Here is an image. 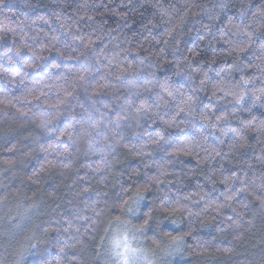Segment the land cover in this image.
<instances>
[{"label":"clouds","instance_id":"1","mask_svg":"<svg viewBox=\"0 0 264 264\" xmlns=\"http://www.w3.org/2000/svg\"><path fill=\"white\" fill-rule=\"evenodd\" d=\"M0 264H264V0H0Z\"/></svg>","mask_w":264,"mask_h":264}]
</instances>
